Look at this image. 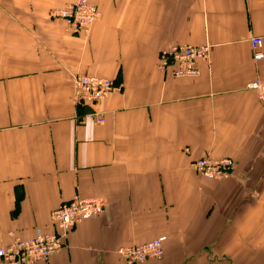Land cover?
<instances>
[{"label":"crops","instance_id":"0c3cea01","mask_svg":"<svg viewBox=\"0 0 264 264\" xmlns=\"http://www.w3.org/2000/svg\"><path fill=\"white\" fill-rule=\"evenodd\" d=\"M78 1L0 0V248L54 233L80 196L104 213L42 264H127L120 248L152 240L164 258L144 264H264V104L247 88L264 81V0H88L101 18L73 34L50 16ZM186 45L210 56L175 78L161 54ZM76 75L122 91L76 104ZM208 156L230 177L191 168Z\"/></svg>","mask_w":264,"mask_h":264},{"label":"built area","instance_id":"2783aa9c","mask_svg":"<svg viewBox=\"0 0 264 264\" xmlns=\"http://www.w3.org/2000/svg\"><path fill=\"white\" fill-rule=\"evenodd\" d=\"M52 17L63 21L73 34H88L93 25L101 18L96 6L88 0H80L64 9L54 11ZM252 49L256 62L264 60L262 38L252 39ZM161 68L174 67L175 78L194 77L199 74L198 62L210 56L209 46H175L161 54ZM74 101L80 105H96L111 94L121 92L122 88L105 78L96 76L72 77ZM257 93L264 104V81L257 80L247 87ZM97 124H104L102 115L89 116ZM191 168L202 178L222 181L230 177L234 161L230 158L214 159L210 156L192 162ZM104 213V204L97 198L75 196L69 203L61 205L52 214L56 231L51 234H39L31 239H15L11 245L0 248V260L8 264H42L48 262L62 247L64 239L73 228L83 222L99 218ZM118 255L127 264H144L150 260L164 258L162 241L152 240L142 245L120 248Z\"/></svg>","mask_w":264,"mask_h":264},{"label":"rangeland","instance_id":"374dc122","mask_svg":"<svg viewBox=\"0 0 264 264\" xmlns=\"http://www.w3.org/2000/svg\"><path fill=\"white\" fill-rule=\"evenodd\" d=\"M50 17H51V19L58 20L57 18L52 17V15Z\"/></svg>","mask_w":264,"mask_h":264}]
</instances>
